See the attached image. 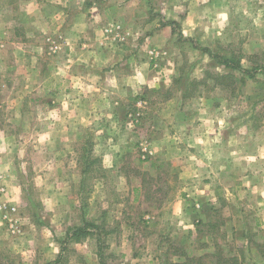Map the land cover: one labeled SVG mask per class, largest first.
Segmentation results:
<instances>
[{
  "label": "rangeland",
  "instance_id": "obj_1",
  "mask_svg": "<svg viewBox=\"0 0 264 264\" xmlns=\"http://www.w3.org/2000/svg\"><path fill=\"white\" fill-rule=\"evenodd\" d=\"M23 1L0 0L1 31L5 21L19 13ZM133 2V9L116 13L124 21L111 19L103 24L102 38L106 45L129 43L139 48L157 87L139 91L133 104L123 109L120 126L127 132L128 148L122 156L105 158L126 166L120 180H114L115 172L105 175L109 204L116 193L123 198L119 207L123 210L124 244L121 252L110 250L115 239L109 235L101 243L102 257L111 264H179L186 257L197 259L191 264H235L231 257L246 259L245 264H264V195L217 186L213 190L221 198L212 202L208 193L218 175L212 172V165L216 167L222 156H228L236 169L220 177L241 176L245 170L238 166L246 162L244 168L254 186L264 188V0ZM7 5L15 10H1ZM126 21L139 25L131 27ZM106 28L112 30L106 32ZM57 41L49 35L43 44L54 52L60 49ZM6 53L1 40L0 83L8 80L3 64ZM224 61L237 67L232 69ZM229 72L234 74V83L227 79L217 83L216 75ZM4 92L0 86V98ZM184 93L185 104L165 105L168 98L178 99ZM173 108L178 109L175 114L170 111ZM186 129L202 130L204 136L188 135ZM218 130L229 133L235 153L215 145L221 142ZM244 132L250 136L244 141L251 159L243 158V153L238 154L242 147H236L243 145ZM94 140L87 137L86 145L78 147L81 153L90 148L95 169L103 159L98 151L93 152ZM88 172L91 176L79 193V211L92 228L100 229L106 222L112 223L115 209L111 215L101 216L109 204L93 185L105 171ZM28 196L35 198L32 191ZM243 241L252 249L247 250ZM78 254L72 251L70 255Z\"/></svg>",
  "mask_w": 264,
  "mask_h": 264
},
{
  "label": "crops",
  "instance_id": "obj_2",
  "mask_svg": "<svg viewBox=\"0 0 264 264\" xmlns=\"http://www.w3.org/2000/svg\"><path fill=\"white\" fill-rule=\"evenodd\" d=\"M22 3L18 6L19 13H13L5 21L3 31L0 29V41L7 52L3 55L7 57L3 62L4 73L8 75V80L0 83L6 91L0 98V187L5 189L0 192V204L16 207L13 216L20 223L19 233H9L0 212V264H94L92 259L97 264H111L102 257L101 243L113 235L114 245L110 241L106 244L114 252L122 251L123 210L119 205L123 198L116 193L109 204L106 195L109 181L105 175L112 171L114 180L118 177L120 180L126 166L118 161L109 163L105 158L122 156L128 148L124 137L127 132L120 126L123 109L133 104L139 91L157 87L139 48L129 43L121 47L106 45L102 38L103 24L111 19L124 21L116 13L133 9L134 2L24 0ZM3 9L15 10L10 5ZM28 13V17H21ZM126 22L131 27L139 25ZM49 35L57 37L59 50L53 52L43 44ZM178 102L181 105L188 101L181 95L178 99L168 98L165 105L177 106ZM177 110L170 111L175 114ZM185 132L204 136L202 130ZM228 134L219 131L217 137L221 142L215 145L233 154L235 146ZM92 136L93 152L98 151L103 159L96 168L105 172L100 173L94 185L90 184L89 190L93 185L95 192H101L102 200L109 204L103 207L101 216H109L111 209H115L112 223L106 222L100 229L92 228L79 211L80 190L91 176L85 170L96 168L80 163L81 146H78L86 145V138ZM247 136L250 137L249 133L244 132L243 145L236 147H242L238 154L251 159L245 143ZM227 157H220L216 167L212 165V172L218 174L212 179V193L208 192L212 202L221 198L213 190L217 186L227 191L243 189L247 194L264 195V188L254 186L255 181L244 168L249 163L238 166L245 170L241 176L227 180L220 177L236 169ZM115 184L113 187L118 190ZM30 191L35 194L34 199L28 196ZM90 194L88 206L93 203ZM243 245L252 249L248 241H243ZM72 251L79 252L78 256L72 257ZM231 261L246 263L241 257H231Z\"/></svg>",
  "mask_w": 264,
  "mask_h": 264
},
{
  "label": "trees",
  "instance_id": "obj_3",
  "mask_svg": "<svg viewBox=\"0 0 264 264\" xmlns=\"http://www.w3.org/2000/svg\"><path fill=\"white\" fill-rule=\"evenodd\" d=\"M224 62H225V64L228 67H230L232 69H235L237 67L236 64H231L230 61H224ZM233 77H234V74L231 73V72H229V73H225V74H218V75H216L215 76V80L217 81V83H221L222 80L227 79V80H229V83L232 84V83H234V81L232 80ZM183 97H185V93L183 94ZM79 160H81V163H83L85 165H87V164H93L96 161V159H91L89 157V153L87 152V150H85V148L83 149V152L81 153ZM86 172H88V171H86ZM194 260L197 261V259L195 257H186V259L184 261H182V262H179V264H191V262L194 261Z\"/></svg>",
  "mask_w": 264,
  "mask_h": 264
},
{
  "label": "built area",
  "instance_id": "obj_4",
  "mask_svg": "<svg viewBox=\"0 0 264 264\" xmlns=\"http://www.w3.org/2000/svg\"><path fill=\"white\" fill-rule=\"evenodd\" d=\"M111 30L112 28L105 29L106 32H109ZM0 192H5L4 187H0ZM0 212L2 214L3 219H5L7 223L9 231L13 234L19 233L20 231L19 220L13 216L16 213V207L0 204Z\"/></svg>",
  "mask_w": 264,
  "mask_h": 264
}]
</instances>
